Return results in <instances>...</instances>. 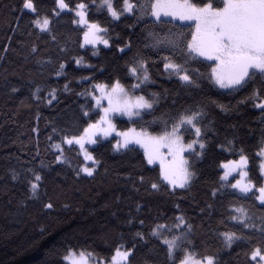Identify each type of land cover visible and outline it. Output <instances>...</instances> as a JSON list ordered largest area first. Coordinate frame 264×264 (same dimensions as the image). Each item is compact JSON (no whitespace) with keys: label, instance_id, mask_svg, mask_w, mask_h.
<instances>
[{"label":"trees","instance_id":"1","mask_svg":"<svg viewBox=\"0 0 264 264\" xmlns=\"http://www.w3.org/2000/svg\"><path fill=\"white\" fill-rule=\"evenodd\" d=\"M20 3L21 0H0V264H59L68 246L85 247L109 256L117 243L130 245L137 231L145 233V242L137 243L133 264H143L145 260L165 264L164 253L159 242L150 236V228L157 222L171 223L178 214L177 204L193 224L191 239L200 251L214 253L219 264H249L246 253L257 244H264V237L255 235L252 244L240 242L232 248L225 247L217 233L226 230L220 221L227 215V201L210 196L217 178L214 158L228 156L215 145L225 138H234L237 148L254 154L264 139V116L254 108L253 101L242 102L249 93L223 94L204 83L205 92L228 110L222 112L208 104L205 123L211 121L208 131L211 155L195 162L197 175L188 191L178 190L175 195L165 188L160 192L146 191L148 185H140L137 177L141 174L153 177L155 173L141 166L142 151L114 152L109 143L115 142L113 137L90 149L101 160L94 176L78 177L74 169L81 157L76 151H68L65 146L71 167L60 165L55 162L51 145L58 142L61 130L68 127L70 118L78 115L80 105L85 103V97L78 94L88 87V82H80L79 77L91 74L100 81L115 79L124 76L126 62L138 53L157 62L160 55L167 53L145 47V24L137 22L134 16L110 23L107 38L111 46L100 45L97 55L92 54L91 46L79 48L76 42L79 32L68 15L56 26V43L46 35L38 38L35 32L29 34L30 17L28 14L21 17L17 10ZM53 6V0H46L44 9ZM92 17L106 24L109 21L105 14L94 9ZM66 39L67 50L61 51ZM33 43L39 48L35 54L31 53ZM124 44H130L131 48L121 53L118 48ZM77 56H83L96 70L78 68L73 60ZM59 63H65L66 70L65 75L58 77L54 70ZM150 72L155 83L148 85L146 91L164 94V99L155 113L144 114L138 124L194 102L208 103L200 92L189 94L175 77L164 74L162 65L159 70L151 67ZM37 86L41 89L39 95L48 99H51L48 93L55 89L57 99L51 104L47 100L37 101L32 95ZM172 101L176 102L174 107ZM115 122L121 130L133 126L128 119L117 117ZM152 127L159 130L160 125ZM53 128L58 130L56 134ZM29 168L43 176L38 199L29 192L27 178L31 174L26 171ZM13 172L18 174L15 180ZM47 202L53 204L52 209L44 208ZM243 203L256 216L264 215V210L251 207V201ZM207 204L213 207L209 209ZM131 218L135 219L130 225L127 221ZM227 227L238 230L231 223Z\"/></svg>","mask_w":264,"mask_h":264},{"label":"snow or ice","instance_id":"2","mask_svg":"<svg viewBox=\"0 0 264 264\" xmlns=\"http://www.w3.org/2000/svg\"><path fill=\"white\" fill-rule=\"evenodd\" d=\"M54 6L45 10L46 0H21L17 9L21 17L29 15L31 35L48 36L57 42L56 26L64 15H68L75 30L79 32L76 41L79 48H92V54L99 53L98 45L110 47L106 38L111 22L122 18L135 17L145 24L144 45L160 55L157 61L137 54L126 62L124 76L100 81L94 75H82L80 82H88V87L78 95L85 97V103L74 114L68 127L61 130L58 142L51 147L55 151V162L60 165L71 161L65 155L76 151L81 157L74 169L79 177L84 174L93 177L101 160L90 150L91 146L113 137L112 151L137 153L142 151L141 166L155 173L153 177L141 174L137 177L140 185H148L146 191L160 192L162 188L175 195L179 191L191 189L197 172L194 164L211 155L208 139V104L220 111L227 106L212 99L204 90L206 82L219 93L234 94L248 92L244 101H253L254 108L264 116V0H53ZM93 9L105 14L108 23L94 19ZM19 24V20L17 21ZM159 29V30H157ZM70 39V38H69ZM66 39L61 51L67 50ZM130 44L118 50L125 53ZM39 51L38 45H31V53ZM78 68L96 70L83 56L73 57ZM50 62V61H49ZM175 77L178 84L189 94L198 91L208 103L194 102L175 110L162 112L153 121L138 124L144 114L157 111L164 94L147 92L148 85L154 84L150 69ZM66 64L59 63L55 75H65ZM103 71V69H100ZM68 91V85L65 84ZM13 91L17 89L13 88ZM39 86L32 95L37 101L47 100L51 104L57 99L52 89L47 97H41ZM175 101H172L174 107ZM94 114V115H93ZM117 117H127L133 125L118 130ZM159 124V130L152 127ZM58 130L53 128V133ZM52 139V137H49ZM216 149L228 153L224 158L215 157L216 180L210 189L214 200L227 201V215L220 221L226 230L218 231L217 238L227 248L245 242L252 244L253 237H264V215L256 216L244 201H251V207L264 210V139L256 146L254 154L243 147L237 148L233 139L215 145ZM231 157V158H229ZM27 178L32 198H39L43 183L40 172L29 168ZM18 174L13 172L12 179ZM139 190V189H137ZM46 209L53 204L47 202ZM212 208V204H207ZM178 214L171 223H154L150 236L155 238L164 253L165 264H219L214 253L200 251L191 236L193 224L176 205ZM140 206L137 205V211ZM204 212V209H200ZM131 218L128 224L133 223ZM141 225L144 224L140 220ZM231 223L232 230L227 227ZM145 242V233L135 232L132 242H119L109 256H102L85 247L68 246L59 264H133L137 243ZM249 264H264V244H257L246 253ZM143 264H150L145 260Z\"/></svg>","mask_w":264,"mask_h":264},{"label":"rangeland","instance_id":"3","mask_svg":"<svg viewBox=\"0 0 264 264\" xmlns=\"http://www.w3.org/2000/svg\"><path fill=\"white\" fill-rule=\"evenodd\" d=\"M107 38V37H106ZM100 45H98V47H99ZM119 118H123V119H127V117H119ZM118 129V128H117ZM118 130H121V129H118ZM110 138H112V137H109L108 139H110ZM94 146V145H93ZM93 146H91V147H93ZM69 160L71 161V159L69 158Z\"/></svg>","mask_w":264,"mask_h":264}]
</instances>
